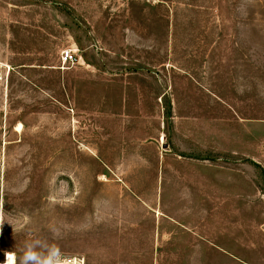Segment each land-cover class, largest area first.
Returning a JSON list of instances; mask_svg holds the SVG:
<instances>
[{"label":"rangeland","instance_id":"rangeland-1","mask_svg":"<svg viewBox=\"0 0 264 264\" xmlns=\"http://www.w3.org/2000/svg\"><path fill=\"white\" fill-rule=\"evenodd\" d=\"M34 239L264 264V0H0V264Z\"/></svg>","mask_w":264,"mask_h":264},{"label":"clouds","instance_id":"clouds-1","mask_svg":"<svg viewBox=\"0 0 264 264\" xmlns=\"http://www.w3.org/2000/svg\"><path fill=\"white\" fill-rule=\"evenodd\" d=\"M5 259L7 264H13L14 256L9 254ZM19 264H64V260L60 249L55 244L34 239L25 243L19 257Z\"/></svg>","mask_w":264,"mask_h":264},{"label":"built area","instance_id":"built-area-1","mask_svg":"<svg viewBox=\"0 0 264 264\" xmlns=\"http://www.w3.org/2000/svg\"><path fill=\"white\" fill-rule=\"evenodd\" d=\"M76 59V55L71 50H65L61 54L62 63H71ZM79 264V263H78Z\"/></svg>","mask_w":264,"mask_h":264},{"label":"bare ground","instance_id":"bare-ground-1","mask_svg":"<svg viewBox=\"0 0 264 264\" xmlns=\"http://www.w3.org/2000/svg\"><path fill=\"white\" fill-rule=\"evenodd\" d=\"M21 129V124H18V127H17V130H20ZM9 254H11V253H8L7 255H9ZM6 255V256H7ZM12 255V254H11ZM5 264H7V260L5 259Z\"/></svg>","mask_w":264,"mask_h":264}]
</instances>
